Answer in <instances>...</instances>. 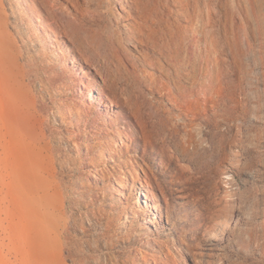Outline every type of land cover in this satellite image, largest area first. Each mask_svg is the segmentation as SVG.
Here are the masks:
<instances>
[{"label":"rangeland","instance_id":"1","mask_svg":"<svg viewBox=\"0 0 264 264\" xmlns=\"http://www.w3.org/2000/svg\"><path fill=\"white\" fill-rule=\"evenodd\" d=\"M173 5L161 9L182 26L196 25ZM216 5L215 16L202 0L203 22L216 21L222 37L238 39L250 72L264 75L258 0ZM115 6L114 0H0V264H194L195 240L187 245L179 238L191 226L178 220L174 195L187 189L186 212L197 225L189 237L195 239L209 221V207L224 201L219 170L238 123L240 192L232 229L217 245L224 254L214 264H264V105L257 100L264 98V81L253 79L243 97L235 91L226 99L215 94L199 100L201 74L195 79L178 60L145 46L147 58L126 45L113 51L104 30L123 31ZM64 34L74 39L81 61L103 72L104 80L90 76V87L100 84L116 106L114 125H104L108 117L96 111L86 119L78 82L59 52ZM200 37L188 41L191 56L198 45L205 48ZM197 125L212 148L190 157L185 149H197ZM122 160L136 166L148 199L161 203L163 221L167 208L178 220L169 237L146 227L116 168ZM96 167L108 182L93 180L88 170Z\"/></svg>","mask_w":264,"mask_h":264},{"label":"bare ground","instance_id":"2","mask_svg":"<svg viewBox=\"0 0 264 264\" xmlns=\"http://www.w3.org/2000/svg\"><path fill=\"white\" fill-rule=\"evenodd\" d=\"M84 1L90 2L91 0ZM114 2L116 4V13L113 16L115 21L122 26L123 31H112L108 26L104 30V36L109 40L113 51L118 50L122 45H126L141 54L142 57L147 58L148 56L145 52L141 51L142 47L145 46L150 47L156 54L158 53L166 59L171 61L178 60L181 63L180 65L190 70L189 74H193L195 79L197 72L201 74L199 100L207 99L215 94L222 99H226L234 94L235 91H239V96L243 97L254 85L253 79H262L264 81V75L261 74L259 69L256 70V75L250 72L247 52L238 39L228 35L222 37L216 21H211L210 25H206L203 22L202 0H114ZM258 2L263 8L261 14L264 20V0H258ZM246 3L249 5V0H246ZM173 4L183 9L182 17L184 20L190 24L196 23V25L182 26L174 22V19L171 20L164 8L170 9ZM208 4L216 16L218 14L216 0H208ZM226 30L229 33V28H226ZM192 36L194 39L201 36L199 41L205 44V48L198 45L194 56H191L187 49L188 41L191 40ZM103 39L102 37L101 40ZM73 40L71 36L64 34L60 35L57 42L60 46V54L67 56V65L78 82V93L82 98L81 106L87 107L86 109L84 108L85 116L87 117L88 115L86 119H89L90 114L93 116L97 112L99 117H108L107 120L105 118L104 125H106L108 120L110 125H114L118 122L117 120L114 121V117L118 116L116 115V109H113L116 106L113 103L109 105L107 100L110 102L111 100L107 97L104 88L100 84L97 83L94 89L90 87V76H92L93 80L97 78L104 80L103 72L101 73L96 66H92L87 61H81L78 47ZM191 52L193 53V51ZM0 70H3L2 66H0ZM257 100L264 105V98L258 96ZM245 105L243 103V106ZM92 116L90 118L92 122L94 121L93 124H96L94 127L100 130L101 128L97 125L98 119ZM88 126L87 124L85 125L84 132L88 130ZM194 131L197 138V149L195 151L185 149V153L190 157H199L202 154L201 152L210 151L212 146L205 139L200 125H197ZM89 134L90 137L93 136L91 133ZM81 145L85 146L86 151H88L89 147H87L86 142ZM228 152L227 160L219 170V183L223 190L224 201L219 202L216 200L213 204L211 203L209 221L199 229V232H194L195 239L189 237L190 229L196 228L197 225L193 223L194 220L191 221L186 212V209L191 206L187 189L181 188L174 195L178 206L177 213L182 214L178 220L180 222L186 221L191 226V228L183 230V235L179 236V238L187 245L190 244L188 241L195 240L193 244L195 245L194 253L195 255L198 254V258H195L194 264H214L215 259L223 256L224 250L218 249L217 245L225 240L232 229L237 208V197L240 192V185L236 177L240 173L243 153V129L239 123L232 132V140L228 143ZM173 157L178 161V166L188 170L189 167L182 163L177 155L172 154L171 158ZM166 165V163H162L161 169L164 170ZM138 167L144 168L140 163H138ZM116 168L123 174V179L126 180L130 192L133 194L132 197L135 199L134 202L138 205L139 215L146 222V227L150 233L161 235L164 231L163 237H169L178 220L174 221L172 214L167 208L166 222L163 221L164 214L161 203L157 200L152 202L148 199L143 182L140 181L141 178L136 177L137 169L132 162L128 163L122 160L120 164L116 165ZM88 173L100 185L110 179L106 172L97 167L88 170ZM162 197L164 198L163 193H161ZM184 212L186 214H183ZM156 241L158 240H155L157 244L158 242Z\"/></svg>","mask_w":264,"mask_h":264}]
</instances>
